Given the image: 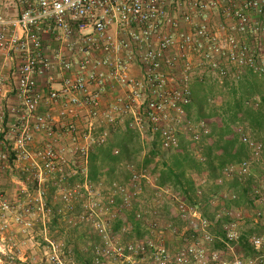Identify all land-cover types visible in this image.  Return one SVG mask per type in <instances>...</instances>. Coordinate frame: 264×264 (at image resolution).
Masks as SVG:
<instances>
[{
	"label": "built area",
	"instance_id": "obj_1",
	"mask_svg": "<svg viewBox=\"0 0 264 264\" xmlns=\"http://www.w3.org/2000/svg\"><path fill=\"white\" fill-rule=\"evenodd\" d=\"M8 3L17 7L18 14L9 18L0 12V53L7 54L12 63L10 75L19 107L12 110L17 122L10 127V154L0 156L4 161L11 155L19 161L30 160L34 137H55L57 126L62 124L73 141L79 142L72 154L86 163L90 148L107 142V132L95 136L98 118L108 126H116L123 116H129L125 128L134 129L143 137L149 132L159 133L163 149L168 151L179 147L181 131L189 133L192 143L198 145L207 138L210 128L203 122L193 125L186 121L184 106L191 99L193 70L190 55L199 54L220 76L227 73L228 67L264 73V59L247 40L233 34L222 46L206 24L195 20L230 18L234 23L230 28L236 33L254 37L264 29V0H0V9ZM253 12L263 18L262 27L251 25ZM185 28L195 31L179 37L170 34L171 30ZM55 47H78L83 57L79 68L64 60ZM132 59L142 66V81L130 75L128 65ZM93 61L97 67L107 69L109 78L121 89H127L105 107L99 95L89 94L92 87L103 91L109 85L104 72L90 69ZM3 74L0 67V79ZM54 75L64 80L61 90L47 92L39 87L40 79ZM174 81L180 83L168 88L167 83ZM45 106L50 108L46 114L41 113ZM82 107L89 110L90 118L84 134L79 132ZM55 109L60 110L59 117L53 114ZM3 132L0 127V134ZM243 141L256 155L261 153V146L248 136ZM43 157L48 160L44 167L54 173V160L60 157L52 151H46ZM248 170L249 163L244 162L226 169L224 176L244 175ZM141 178H146L145 171L135 173L133 183L139 185ZM179 212L189 221L199 219L201 234L195 245L178 253L176 264H264V237L249 239L256 252L254 258L237 255L234 246L228 244L232 258L223 259L221 251L201 247L202 242L214 247L217 237L209 232L211 224L184 203L179 205ZM235 214L227 210L224 213L230 220L225 232L233 242L241 236L236 229L240 214ZM260 216L257 213V220ZM139 245L134 246L145 250ZM133 249L129 246L130 251ZM155 254L161 259L160 264L169 262L165 250Z\"/></svg>",
	"mask_w": 264,
	"mask_h": 264
},
{
	"label": "rangeland",
	"instance_id": "obj_2",
	"mask_svg": "<svg viewBox=\"0 0 264 264\" xmlns=\"http://www.w3.org/2000/svg\"><path fill=\"white\" fill-rule=\"evenodd\" d=\"M215 19L216 17H209L195 20L206 24L209 33L216 37L222 46L226 44L228 37L235 34L238 39L247 40L257 50L260 59H264L263 28L262 32L254 37L242 36L234 29L228 34L226 29H231L233 20L224 17ZM250 19L251 25L262 27L263 18L257 13H251ZM211 29H220L225 35L217 37ZM192 55L195 54H191L190 57ZM191 61L193 78H216V72L199 54ZM231 71L239 74L244 69L238 71L228 67L227 73ZM177 77L180 78L181 74ZM178 83L180 81L168 82L167 87L173 89ZM128 119L129 116H123L122 120L120 119L121 123L116 126H108L101 119H96L95 136L98 138L107 132L108 144L114 132L125 130ZM81 120L79 132L84 134L86 124L90 120L89 115H84ZM14 123L16 118L13 123L2 128L4 132L0 134L3 136L0 138V142H3L0 145V156L10 154L13 138L10 127ZM55 132V137L47 135L34 137V143L29 148L32 157L30 160L19 161L15 155H11L6 161L0 158V264H85L89 259L92 260V264H160L161 259L157 258L155 252L163 250L169 255L167 264H176L178 253L196 244L197 237L201 234L198 227L199 219L189 221L182 218V223L185 224L183 229L181 224L174 225L173 217L181 215L179 212L181 202L175 200L168 191L152 192L150 187L153 180L149 177L141 178L135 189L141 198H136L130 189L115 191L102 186L95 189L88 185H85V188L78 185L73 187L71 178L77 171L84 169L86 163L72 154L74 148L79 146L77 145L79 142L73 141L66 126L59 124ZM195 146L197 148V145ZM46 151L57 153L60 157L54 160V173H50L44 167L48 161L43 157ZM254 163H258V160L251 161L249 171L252 170L250 167ZM260 167L264 168V162H261ZM225 178L229 180L232 176ZM262 179L263 193L259 199L257 198L254 207L228 208L220 200L230 196L224 192L222 198H210L207 216L196 209L201 218L211 224L209 232L212 235L217 237L215 219L224 221V231L226 223L230 222L224 215L225 210L240 214V218L236 220V229L241 235L254 231L257 223H264V173ZM142 187H145L147 192H141ZM119 192L126 198L125 202L129 208L137 199L136 202L147 216L150 235L146 240L142 242L126 240L123 235L113 233V223L124 210L111 207L113 197ZM168 211L171 215H168ZM257 213H261L258 220ZM189 230L191 234H185ZM134 245L144 246L145 250ZM129 246H133L134 249L130 251ZM201 247L218 250L206 242H202ZM219 251L223 259L232 258L228 247ZM82 255L83 259L80 258Z\"/></svg>",
	"mask_w": 264,
	"mask_h": 264
},
{
	"label": "trees",
	"instance_id": "obj_3",
	"mask_svg": "<svg viewBox=\"0 0 264 264\" xmlns=\"http://www.w3.org/2000/svg\"><path fill=\"white\" fill-rule=\"evenodd\" d=\"M216 74L213 79L200 77L190 82L191 99L184 106L186 121L193 125L203 122L210 128L209 135L197 148L185 131L179 133V147L168 151L163 149L159 133L149 132L143 137L127 127L114 132L108 144L90 148L85 168L71 178L73 187L130 189L136 198H141L136 194L138 185L133 183V178L135 171H145L146 177L153 180L152 192L168 191L175 200L198 209L204 216L210 210V198L217 199L224 192L230 196L220 200L228 208L254 207L263 193L264 168L260 166L264 162V73L244 69L239 74L234 71L224 76ZM247 134L251 141L261 146L259 155L243 141ZM255 159L258 163L250 167L251 171L244 175L233 174L229 180L225 178L226 169L244 162L250 165ZM146 190L142 187L141 192ZM125 199L120 192L112 199L111 207L124 209L116 217L112 231L126 240L142 242L150 235L148 218L137 199L130 208ZM214 222L217 225L216 249L222 250L231 244L237 255L256 256L249 239L264 237V223H257L254 231L242 234L233 242L223 229L224 221L215 219ZM173 223L181 224L182 229L185 225L181 215H175ZM185 234H191V230ZM80 258L83 259V255ZM85 264H92V260Z\"/></svg>",
	"mask_w": 264,
	"mask_h": 264
},
{
	"label": "crops",
	"instance_id": "obj_4",
	"mask_svg": "<svg viewBox=\"0 0 264 264\" xmlns=\"http://www.w3.org/2000/svg\"><path fill=\"white\" fill-rule=\"evenodd\" d=\"M0 12L3 13L6 17L9 18H15L18 14V9L13 3H8V5H5L0 9ZM217 19H223V17H216ZM212 33H215V36H221L223 37L225 33L221 31L220 29H211ZM228 34L232 33V29H226ZM191 31H195V29H179V31H173L171 30L170 34L173 36H180L182 34L189 33ZM264 36V35H263ZM57 53H61L64 60H69L73 63L74 67L76 69L79 68L81 65V62L83 61L82 54L80 52V49L78 47L74 48L73 50L67 49V48H60L55 47L54 48ZM196 55V54H195ZM195 55H192L190 57L192 60L195 58ZM129 68H130V75L133 79H136L138 81H142L143 79V69L142 66L139 64L137 60H129ZM0 67H3L4 74L2 78L0 79V127L3 128L5 125L6 127L8 124H11L15 120V116L12 113L13 109H17L19 107V99L16 96V93L13 90V81L11 79L10 75V69L12 67V63L7 56V54L0 53ZM90 69H96L98 72H104L108 79V87L105 90H100L97 87H92L89 89V94H97L99 95V100L101 102L102 107L107 106L108 104L112 103L114 99L118 95H123L127 89H121L119 85L113 80H111L109 77V73L107 72V69H103L101 67H97V64L95 61L92 62V65L90 66ZM195 78L192 77L191 82L194 81ZM64 85V80L59 75H54L52 77H44L40 79L39 87L43 90H46L47 92H50L52 90H61ZM50 108L48 106H45L41 109V113L49 112ZM89 110L85 107H82L80 109V119L84 117V115H88ZM60 110L55 109L53 111V114L59 116ZM17 122V121H16ZM3 136L0 135V138ZM3 142H0V145ZM1 149V147H0Z\"/></svg>",
	"mask_w": 264,
	"mask_h": 264
}]
</instances>
